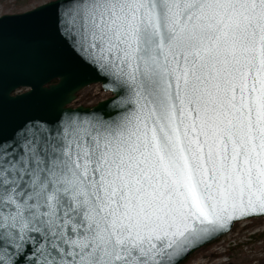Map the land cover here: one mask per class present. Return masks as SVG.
<instances>
[{
    "label": "snow or ice",
    "instance_id": "6c2138e0",
    "mask_svg": "<svg viewBox=\"0 0 264 264\" xmlns=\"http://www.w3.org/2000/svg\"><path fill=\"white\" fill-rule=\"evenodd\" d=\"M45 8L24 32L0 22L3 95L10 68L67 49L112 96L23 117L0 103V264H181L264 214V0H48L19 15Z\"/></svg>",
    "mask_w": 264,
    "mask_h": 264
},
{
    "label": "water",
    "instance_id": "95a60500",
    "mask_svg": "<svg viewBox=\"0 0 264 264\" xmlns=\"http://www.w3.org/2000/svg\"><path fill=\"white\" fill-rule=\"evenodd\" d=\"M46 3L48 2L42 4ZM37 6L18 13L2 14L0 18L4 19L0 22L11 31L24 32L37 22L50 20L52 9L49 8H45L32 15H19L21 13H28ZM53 72H59L60 74L53 75ZM50 76L51 78H49ZM25 80H30L31 83H26L24 82ZM92 84H99L103 90L110 92V96L91 106H72V102L76 99L77 93ZM34 85L35 89L33 88ZM6 86L11 88V91L5 96L3 95V90L0 89V103L10 112L20 117L26 115H51L60 106L78 109L81 113L92 109L103 110L107 108V101L112 96L108 80L100 76L94 69L81 64L67 49L62 50V59L54 67H31L25 63H21L10 68ZM106 86L109 90H106ZM27 93H31V95H21ZM260 217H264V214H256L232 222L230 230H226L222 234H217L214 238L204 243L203 246L198 247L188 258L196 251L229 233L235 224ZM187 259L182 260L181 264Z\"/></svg>",
    "mask_w": 264,
    "mask_h": 264
},
{
    "label": "rangeland",
    "instance_id": "374dc122",
    "mask_svg": "<svg viewBox=\"0 0 264 264\" xmlns=\"http://www.w3.org/2000/svg\"><path fill=\"white\" fill-rule=\"evenodd\" d=\"M45 2L48 0H0V15L22 12ZM98 86L81 89L73 105H92L102 99ZM255 232L264 234V217L235 224L229 233L196 251L183 264H264V237H249Z\"/></svg>",
    "mask_w": 264,
    "mask_h": 264
},
{
    "label": "trees",
    "instance_id": "16d2710c",
    "mask_svg": "<svg viewBox=\"0 0 264 264\" xmlns=\"http://www.w3.org/2000/svg\"><path fill=\"white\" fill-rule=\"evenodd\" d=\"M249 237H256V238H258V239H263V237H264V234L261 232V233H259V232H255V233H252V234H250L249 235Z\"/></svg>",
    "mask_w": 264,
    "mask_h": 264
},
{
    "label": "built area",
    "instance_id": "2783aa9c",
    "mask_svg": "<svg viewBox=\"0 0 264 264\" xmlns=\"http://www.w3.org/2000/svg\"><path fill=\"white\" fill-rule=\"evenodd\" d=\"M100 94L103 95V97L106 96V93H104V92H102V93H100Z\"/></svg>",
    "mask_w": 264,
    "mask_h": 264
},
{
    "label": "bare ground",
    "instance_id": "6f19581e",
    "mask_svg": "<svg viewBox=\"0 0 264 264\" xmlns=\"http://www.w3.org/2000/svg\"><path fill=\"white\" fill-rule=\"evenodd\" d=\"M106 96H109V95L106 94Z\"/></svg>",
    "mask_w": 264,
    "mask_h": 264
}]
</instances>
